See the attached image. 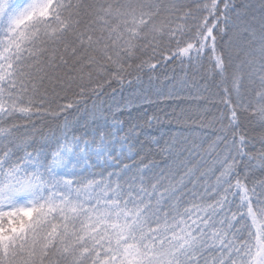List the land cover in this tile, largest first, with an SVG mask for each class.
I'll return each mask as SVG.
<instances>
[{"label":"snow or ice","instance_id":"6c2138e0","mask_svg":"<svg viewBox=\"0 0 264 264\" xmlns=\"http://www.w3.org/2000/svg\"><path fill=\"white\" fill-rule=\"evenodd\" d=\"M0 264H264V0H0Z\"/></svg>","mask_w":264,"mask_h":264},{"label":"trees","instance_id":"16d2710c","mask_svg":"<svg viewBox=\"0 0 264 264\" xmlns=\"http://www.w3.org/2000/svg\"><path fill=\"white\" fill-rule=\"evenodd\" d=\"M127 95V93H125ZM154 103L151 105H145V110L148 112L159 111L160 109L170 110L169 105L176 107L178 101H167L164 97H161L159 100H156L153 97ZM135 115V113H134ZM124 119H127V114L125 113ZM79 134V133H78Z\"/></svg>","mask_w":264,"mask_h":264}]
</instances>
